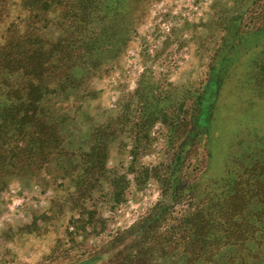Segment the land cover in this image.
Returning <instances> with one entry per match:
<instances>
[{
  "label": "rangeland",
  "instance_id": "rangeland-1",
  "mask_svg": "<svg viewBox=\"0 0 264 264\" xmlns=\"http://www.w3.org/2000/svg\"><path fill=\"white\" fill-rule=\"evenodd\" d=\"M111 1L130 39L56 98L65 152L1 175L0 264H122L137 244L150 264H264V0ZM99 134L103 165L89 156ZM229 184L253 243L207 259L183 236L165 243L171 229L200 234Z\"/></svg>",
  "mask_w": 264,
  "mask_h": 264
},
{
  "label": "trees",
  "instance_id": "trees-1",
  "mask_svg": "<svg viewBox=\"0 0 264 264\" xmlns=\"http://www.w3.org/2000/svg\"><path fill=\"white\" fill-rule=\"evenodd\" d=\"M111 2L0 0V178L12 166L28 169L65 152L60 129L63 117L54 115L56 98L80 90L130 39L125 14L110 16L119 8L112 7ZM15 11L19 12L16 19L12 16ZM117 18L122 21L117 22ZM51 25L59 31L56 38L45 32ZM258 67L256 80L264 90V60ZM106 128L103 126L99 133ZM99 136L102 142L91 147L89 156L92 163L103 165L108 146L102 134ZM229 187L233 195L224 199V211L204 215L200 234L171 229L169 235H164L165 243L183 236L189 242V257L204 259L225 243H253L258 237L256 221L253 217L236 216L238 203L234 201L232 184ZM260 187L259 184L255 188ZM251 201L252 197L244 198L243 203ZM194 214L197 213L187 216V221ZM135 247L127 250L120 263L150 264L142 259L146 249Z\"/></svg>",
  "mask_w": 264,
  "mask_h": 264
}]
</instances>
